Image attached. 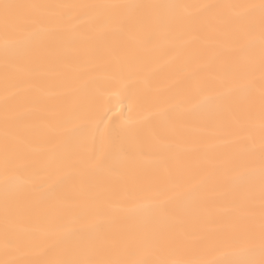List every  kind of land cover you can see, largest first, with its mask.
I'll return each mask as SVG.
<instances>
[{
    "label": "snow or ice",
    "instance_id": "obj_1",
    "mask_svg": "<svg viewBox=\"0 0 264 264\" xmlns=\"http://www.w3.org/2000/svg\"><path fill=\"white\" fill-rule=\"evenodd\" d=\"M0 76V264H264V0H0Z\"/></svg>",
    "mask_w": 264,
    "mask_h": 264
},
{
    "label": "bare ground",
    "instance_id": "obj_2",
    "mask_svg": "<svg viewBox=\"0 0 264 264\" xmlns=\"http://www.w3.org/2000/svg\"><path fill=\"white\" fill-rule=\"evenodd\" d=\"M12 2H19V3H26V2H33V0H12ZM45 2H55V0H45ZM182 2H186V3H201V2H211V3H216V2H223V0H182ZM231 2H239V0H231ZM167 70V69H165ZM3 87V80H2V76H0V89H2ZM109 99H112L111 97ZM122 103H118L116 104V109L123 111V112H127V107H128V101L126 99H124L123 97H121ZM50 103H54V101H50ZM110 115H112V113H110ZM40 122V113L38 112L36 115V124L37 127H35L33 129V136L35 139L37 140H42L43 137V133L40 131L38 125Z\"/></svg>",
    "mask_w": 264,
    "mask_h": 264
}]
</instances>
